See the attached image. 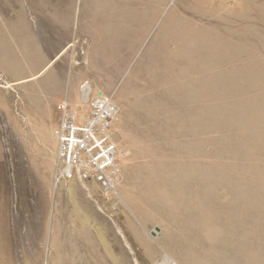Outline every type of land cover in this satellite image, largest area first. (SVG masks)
Here are the masks:
<instances>
[{
  "label": "rangeland",
  "instance_id": "1",
  "mask_svg": "<svg viewBox=\"0 0 264 264\" xmlns=\"http://www.w3.org/2000/svg\"><path fill=\"white\" fill-rule=\"evenodd\" d=\"M86 80L120 108L112 200L56 183ZM168 253L264 264V0H0V264Z\"/></svg>",
  "mask_w": 264,
  "mask_h": 264
},
{
  "label": "built area",
  "instance_id": "2",
  "mask_svg": "<svg viewBox=\"0 0 264 264\" xmlns=\"http://www.w3.org/2000/svg\"><path fill=\"white\" fill-rule=\"evenodd\" d=\"M80 90L88 109L84 122H78L82 117L78 106L72 104L67 96L57 104L59 123L55 134L59 144L56 183L75 178L89 187L90 183L96 182L102 196L112 200L119 197L118 185L123 175L118 160L119 143L114 139L120 108L111 94L99 92L93 95L91 83L87 80ZM129 153L126 149L123 155L128 157ZM166 255L161 264H181L175 257Z\"/></svg>",
  "mask_w": 264,
  "mask_h": 264
},
{
  "label": "crops",
  "instance_id": "3",
  "mask_svg": "<svg viewBox=\"0 0 264 264\" xmlns=\"http://www.w3.org/2000/svg\"><path fill=\"white\" fill-rule=\"evenodd\" d=\"M169 254V253H168ZM170 255V254H169ZM172 256V255H171ZM178 260V259H177ZM179 261V260H178ZM180 262V261H179Z\"/></svg>",
  "mask_w": 264,
  "mask_h": 264
},
{
  "label": "bare ground",
  "instance_id": "4",
  "mask_svg": "<svg viewBox=\"0 0 264 264\" xmlns=\"http://www.w3.org/2000/svg\"><path fill=\"white\" fill-rule=\"evenodd\" d=\"M167 257V256H166ZM168 257H170V256H168ZM165 259V258H164Z\"/></svg>",
  "mask_w": 264,
  "mask_h": 264
}]
</instances>
